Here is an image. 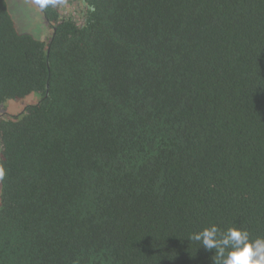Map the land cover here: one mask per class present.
Returning <instances> with one entry per match:
<instances>
[{"label": "trees", "instance_id": "16d2710c", "mask_svg": "<svg viewBox=\"0 0 264 264\" xmlns=\"http://www.w3.org/2000/svg\"><path fill=\"white\" fill-rule=\"evenodd\" d=\"M37 4L36 0H34ZM0 0V264H213L264 238V0Z\"/></svg>", "mask_w": 264, "mask_h": 264}, {"label": "clouds", "instance_id": "9594fccd", "mask_svg": "<svg viewBox=\"0 0 264 264\" xmlns=\"http://www.w3.org/2000/svg\"><path fill=\"white\" fill-rule=\"evenodd\" d=\"M43 9L56 0H36ZM2 175V173H0ZM206 250H215L213 264H264V238L251 239L247 230L231 227L221 232L212 225L192 234Z\"/></svg>", "mask_w": 264, "mask_h": 264}, {"label": "rangeland", "instance_id": "374dc122", "mask_svg": "<svg viewBox=\"0 0 264 264\" xmlns=\"http://www.w3.org/2000/svg\"><path fill=\"white\" fill-rule=\"evenodd\" d=\"M6 4L18 33L29 35L43 42L50 39L51 30L34 0H6ZM38 100L37 94H31L22 100L0 105V118L15 116L27 106L37 103Z\"/></svg>", "mask_w": 264, "mask_h": 264}]
</instances>
